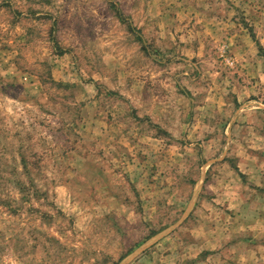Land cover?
Returning <instances> with one entry per match:
<instances>
[{
    "label": "rangeland",
    "instance_id": "obj_1",
    "mask_svg": "<svg viewBox=\"0 0 264 264\" xmlns=\"http://www.w3.org/2000/svg\"><path fill=\"white\" fill-rule=\"evenodd\" d=\"M0 264H264V0H0Z\"/></svg>",
    "mask_w": 264,
    "mask_h": 264
}]
</instances>
